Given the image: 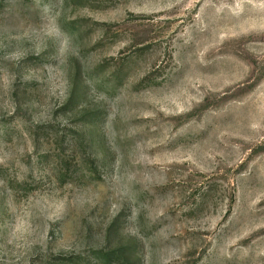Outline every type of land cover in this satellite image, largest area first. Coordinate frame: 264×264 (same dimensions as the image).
I'll use <instances>...</instances> for the list:
<instances>
[{
  "label": "rangeland",
  "instance_id": "rangeland-1",
  "mask_svg": "<svg viewBox=\"0 0 264 264\" xmlns=\"http://www.w3.org/2000/svg\"><path fill=\"white\" fill-rule=\"evenodd\" d=\"M0 264H264V0H0Z\"/></svg>",
  "mask_w": 264,
  "mask_h": 264
}]
</instances>
